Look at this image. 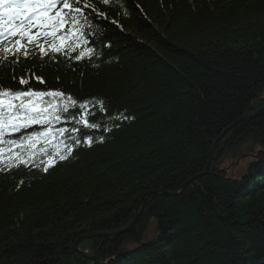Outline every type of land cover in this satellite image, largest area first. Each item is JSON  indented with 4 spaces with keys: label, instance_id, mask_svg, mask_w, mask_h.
Returning <instances> with one entry per match:
<instances>
[{
    "label": "trees",
    "instance_id": "obj_1",
    "mask_svg": "<svg viewBox=\"0 0 264 264\" xmlns=\"http://www.w3.org/2000/svg\"><path fill=\"white\" fill-rule=\"evenodd\" d=\"M82 3L90 58L0 55V89L60 91L54 112L99 125L67 124L71 154L5 145L0 264H264V0ZM232 154L239 177L219 169Z\"/></svg>",
    "mask_w": 264,
    "mask_h": 264
},
{
    "label": "snow or ice",
    "instance_id": "obj_2",
    "mask_svg": "<svg viewBox=\"0 0 264 264\" xmlns=\"http://www.w3.org/2000/svg\"><path fill=\"white\" fill-rule=\"evenodd\" d=\"M61 9L56 12L55 16L48 15L57 4ZM105 5L108 0H103ZM85 5L82 0H0V41L8 37H19L11 41L18 47L3 48L0 55H16L23 49L25 57L28 54L27 45H33L40 49L41 54L52 52L54 54L64 55L70 60L84 58L94 52L88 33L81 26L78 16L82 15L81 9ZM67 11H64V10ZM63 13V14H61ZM47 17L46 23L41 20ZM85 20L89 17L85 16ZM103 19V16H101ZM36 22L37 31L26 30L25 25H31ZM47 29L40 31V29ZM51 38L49 43L48 38ZM25 41V44H21ZM75 53V56L71 54ZM20 83H26L23 79ZM65 94L52 90L47 92H37L32 89L28 90H2L0 89V162H3L5 145L8 152L15 153L18 149H24L29 156L35 155L37 144L45 145L53 136H59L63 147L68 149L71 154L72 147L67 141H74L79 144L78 133L79 127L68 128L67 124L73 122L82 123L85 128H98V124H90L89 115H94L87 111V106L81 104L82 109L77 115L61 116L58 111L54 112L55 100L57 97H63ZM68 99H71L69 96ZM58 109L59 105H55ZM68 111V107H64ZM64 124V127H54L55 124ZM38 126L39 131L33 130L27 133L26 130ZM24 131L25 134L16 138H11L13 134ZM67 133V135H65ZM10 137L5 140V136ZM91 143L92 137L86 138ZM61 146L57 143L53 146L55 152ZM61 160L66 159V155H60ZM53 165L50 159L47 166L43 169L48 170Z\"/></svg>",
    "mask_w": 264,
    "mask_h": 264
},
{
    "label": "rangeland",
    "instance_id": "obj_3",
    "mask_svg": "<svg viewBox=\"0 0 264 264\" xmlns=\"http://www.w3.org/2000/svg\"><path fill=\"white\" fill-rule=\"evenodd\" d=\"M41 23H44V18L41 20ZM26 27H32L31 28V31L32 32H36L37 31V27H36V22L34 21L33 24L31 25H25V28ZM43 29V28H42ZM41 30V29H40ZM263 98H264V95H263ZM234 154L232 155H226L222 161V163L220 164L219 166V169L226 173L227 176L229 177H239L243 172L248 161H245V160H238L239 158L237 157V155L233 156ZM244 159H247V158H244ZM244 167V169H243ZM153 227H154V223L150 224L149 226V230H148V233H147V238H150L153 232Z\"/></svg>",
    "mask_w": 264,
    "mask_h": 264
},
{
    "label": "water",
    "instance_id": "obj_4",
    "mask_svg": "<svg viewBox=\"0 0 264 264\" xmlns=\"http://www.w3.org/2000/svg\"><path fill=\"white\" fill-rule=\"evenodd\" d=\"M262 113H264V108L262 109V110H260L259 112H258V114L257 115H261ZM209 170H210V165H209V167L207 168V170L205 171V174H207L208 172H209ZM89 238H96V237H98V236H88ZM77 246H78V244H77ZM77 252H79V254L81 255V256H84V257H87L89 260H91V261H93V262H95V259L90 255V254H87V253H85V252H80L79 251V249H78V247H77Z\"/></svg>",
    "mask_w": 264,
    "mask_h": 264
},
{
    "label": "bare ground",
    "instance_id": "obj_5",
    "mask_svg": "<svg viewBox=\"0 0 264 264\" xmlns=\"http://www.w3.org/2000/svg\"><path fill=\"white\" fill-rule=\"evenodd\" d=\"M243 169H244V167H243Z\"/></svg>",
    "mask_w": 264,
    "mask_h": 264
}]
</instances>
